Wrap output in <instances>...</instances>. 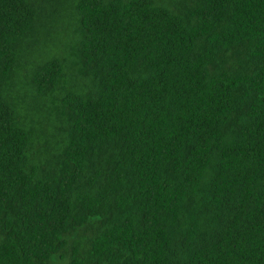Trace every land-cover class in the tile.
<instances>
[{
	"label": "trees",
	"instance_id": "16d2710c",
	"mask_svg": "<svg viewBox=\"0 0 264 264\" xmlns=\"http://www.w3.org/2000/svg\"><path fill=\"white\" fill-rule=\"evenodd\" d=\"M0 264H264V0H0Z\"/></svg>",
	"mask_w": 264,
	"mask_h": 264
}]
</instances>
